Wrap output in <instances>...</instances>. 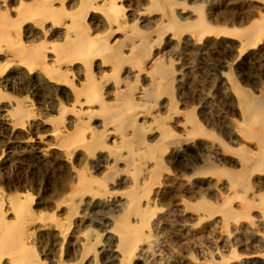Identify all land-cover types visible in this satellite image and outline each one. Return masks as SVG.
<instances>
[{"label":"rangeland","instance_id":"rangeland-1","mask_svg":"<svg viewBox=\"0 0 264 264\" xmlns=\"http://www.w3.org/2000/svg\"><path fill=\"white\" fill-rule=\"evenodd\" d=\"M19 1L20 0H0V4H1L0 10L1 11H8L9 10L10 11V12L8 11L10 13L9 15L11 17H15L16 11H17L16 7H17ZM22 1H24L25 3H29V0H27V2L25 0H22ZM31 1L32 0H30V2ZM51 1H52L51 4L53 7L54 6H57V7L60 6V8L61 7H65V8L64 9L61 8V11L57 10V12H56L57 14H55L54 17L48 18L45 21H42L41 18H39L36 15H33L31 13V11H28V12H30V14H32L31 16H30V14L27 13V11H24L25 15L22 13L23 14L22 15L23 20L20 19L21 24L19 25L18 28L21 32H23V33H21L20 37H22L21 40H23L24 43H26V44L40 43V46L41 45L43 46V47L41 46V48H40L41 50H43L44 47H45L44 49H46L45 45L50 46L53 43H57V42L59 44L62 42V34H40L42 32L44 33V24L43 23L44 22H45V24L47 23L46 24L47 26L48 25L52 26L54 24L53 27L56 28L57 30H61V28H62V30H64L65 24H62V23L70 22L71 20H73L79 16L82 17L83 25H84L88 34H91L92 36H95V37L97 34H104V35L108 34L109 28H108L106 20L104 19L105 14L102 13L103 4H104L103 0H96V2H95V0H83V1L82 0H75V1L74 0H72V1L71 0H65V1L64 0H62V1L58 0L59 2L57 0H51ZM80 1L82 3H80ZM92 1H94L93 3L98 5V9H100V8L101 9L97 10L96 8H94L93 11H91L90 8L86 9L87 5L91 4ZM117 1L118 2L120 1L119 4H124L122 6L124 7V16H125L124 19L126 21L124 20L121 29L118 30L117 32H115L116 34L115 33L113 35L109 34V35H111L110 40L113 39V36H115L114 37L115 39H113L112 41L114 42L117 39L118 41L116 40L114 44L118 45L119 43H122L123 41H125V40H122V38H124L126 36L129 38H136V39H139L140 37H147L148 39L151 40V45H153L152 46L153 48H152L151 52L149 53V55L145 58H142V60H140V63L137 66H134L131 62L134 61L135 59H138L139 57H142L141 52H139V50L135 51L133 55H129L128 58L126 59L127 62L124 61L125 63H123L121 68L115 72V76L117 78L121 77L124 81L126 80L125 84L121 87V89L123 91L119 92L117 94V97L120 96V93L126 95V94H129L132 92V95H134L132 97H135V101H137V102L140 101V102H138L139 107H140L139 113L137 115V117H139V119L137 118V120L139 121L138 123L142 122L145 125H150V124L156 123V120L158 119V117H159L158 120L163 119L164 121L166 120L167 122H169L170 128L174 129V130L172 129L174 131V132L172 131L173 136L185 138L184 142L182 144L184 147L180 149V153H182V155L187 156L186 157L187 168H181L178 166V159H177L179 152L173 151V149L171 147H166L162 150V148L161 149L159 148L161 146H158L157 144L155 145V148H154V146H152L155 151L162 150V152H164L166 150V152H164V154L162 152L161 153L163 154V156H165L164 157V163L166 166L165 168L169 169V170L164 169L163 174H161V176H163V177L160 176V178H158L154 181L150 180V182L151 183L153 182V183L152 184L149 183V184H151V185H148L149 187H147V185H145V187H147V188L143 187V189H142L143 191H145V192L147 191L150 193V195L148 193V196H149L148 198H150L152 200V210H151L152 213L156 209L157 210L153 213L154 219H153V226H152V230H151L152 235L150 234L151 238H149L150 242L147 240L146 242L141 243L136 249V252H138V254L140 252H143L145 259L141 253L139 259L138 260L137 259L132 260L130 264H139L140 262H141L140 264H227V263L228 264H242L241 258H243L247 255L249 256L253 253H263L264 252V250H263V248H264L263 247L264 246V243H263L264 242V228H262V227H264V219H262L261 213H262V211H264V206H262L263 207L262 210L261 209L258 210L257 207H259V206H255L256 208L253 207L249 211V214H248L249 217H245V218L242 217V214L237 213V211H240L239 210V203H238L239 200L237 198H235V195L240 190V188L238 186L230 188V181H229V184H227V182L229 180L228 179L229 176L231 177L233 174H235L236 171H237L236 174L241 172V165H240L241 155L239 154V148L242 146L246 147L247 145H252V144L245 143V141H244L245 138L242 135L243 132L240 129L242 126V120L243 119H242V114H241V110H240V106L238 104V101L240 99L241 94L238 90H236L234 88V85L232 87V82L230 79L228 80L229 82L227 81L226 75L229 74V76L236 83L237 82L239 83V85H238V83H237V85L241 89H243L244 91H246L247 93H249L251 95H254V94L258 95L259 91L264 90L263 89L264 88V86H263L264 85V83H263L264 82V72H263L264 71V55H263V52L261 53V55H259V52H258V50L264 46V40L262 42H259L255 45H253V46L251 45V46L245 48L243 45H241L242 42H241L240 38L238 39V36H235L233 34H228V33L226 34L225 32L223 33L221 31L223 33L222 34V33H220V30H217L216 28L222 27V28H227V29H229V28L238 29V28H241L244 25L248 24L249 23L248 21L258 17V15H260L261 13H262L261 15H264V0H204V1H202V0H182V1L177 0L175 5L172 7H170L168 5H163L159 8H156V7L153 8L154 3L151 0H149V1L148 0H132V1L131 0H117ZM123 1H124V3H123ZM247 1H248V3H247ZM146 2H147L146 6H143V5H145ZM74 3H75V5H74ZM62 4L64 6H62ZM79 4H82V6L81 5L79 6ZM197 5H201L205 11V13H204L205 18H206L205 21L209 26L208 29H205V32L207 31L205 34H204V32H203L204 30H203L202 31L203 33L197 32V35H195L196 29H193L192 27H190V25L194 24V22H192V20L196 22L197 18H198V16H197L198 13L195 10V7ZM254 5H256V6H254ZM77 6H78V8L81 7L80 8L81 12L78 11ZM151 6H152V8H151ZM181 6H182V8H181ZM262 6H263V8H262ZM129 7H131V8L133 7V8L131 9ZM183 7H184V9H183ZM140 8H141V10H140ZM65 9H67V10H65ZM148 9H149V11H148ZM256 9H259V10H256ZM262 9H263V12L261 11ZM76 10L78 11V13L76 12ZM170 10H171V13H174L175 17L179 20V23H178L176 29H171L169 27L163 26V24H166L169 21V17L171 15ZM255 10L257 12H255ZM74 11H75V13H74ZM251 11H252V13H251ZM130 13H131V15H130ZM256 13H257V15H256ZM127 16H130V17H127ZM180 16L182 18H180ZM188 16H189L190 20H189ZM134 17H135V19H134ZM65 18H66V20H65ZM127 18H128V20H127ZM149 18H151V19H149ZM183 18H185V20ZM142 19H143V21H142ZM187 19L190 22H188ZM207 20H209L212 25L210 23H208L209 21H207ZM131 21H133V22H131ZM52 22H53V24H52ZM33 23H35V24H33ZM57 23H58V25H61V26H58ZM87 23L89 24L88 26H87ZM136 23L137 24L139 23L138 26H140V27H138ZM39 26H41V27H39ZM213 26H214V28H215V26H217L215 28V30H213ZM88 27H90L92 30ZM20 28H22V29H20ZM25 28L30 29L35 34H29V35L25 34V32H24ZM103 28H105V29H103ZM163 29H165V30H163ZM162 30H163V32H162ZM92 31H94V32H92ZM100 32H104V33H100ZM137 32H139V33H137ZM208 32H210V33H208ZM217 32H219V33H217ZM109 33H110V31H109ZM169 33H170V35H169ZM186 33H188V34H186ZM189 33H190V36H189ZM199 33H201V34H199ZM191 34L195 35V37L191 36ZM198 34H199V36H198ZM172 35H174V36H172ZM169 36H171V37H169ZM9 37H10V39H13L15 37V34H13V35L11 34L10 36H8V38ZM30 37H33V38H30ZM116 37H118V38H116ZM154 37L156 40L158 39V41L154 40ZM193 38H196V39L194 40ZM128 42H130V41H128ZM173 42H174V44H173ZM157 43H159V44L161 43V46L158 45ZM125 48H127L126 45L124 46V49ZM239 48H240V51L242 50V52L239 51ZM129 52L127 51V53H129ZM167 54H168V56H167ZM83 55H85V54H83ZM104 55L96 54L95 55L96 58L93 57V61H94L93 62V69L95 70L97 76H100L102 73L106 72L107 70L110 71L112 61L108 60V62L107 61L102 62V60L104 58H106ZM249 55H250V57L252 56L251 63H247L248 62L247 59H248ZM50 56H52V55H50ZM100 56H101V58H98ZM151 56H154V58ZM177 56H178V58H177ZM46 59H47V62L49 63V66H52L54 64V61L49 59V57H47ZM77 59L78 58H75V60L73 62L75 64H73V65L77 66L78 77H77V75L72 77L73 78L72 84L70 83V85H69V83H66L67 84V87H66L67 90H68V88H69V90L73 89V88H71L72 85L79 83L80 78H81L80 75L82 76L83 67H85L84 64L86 65L91 60V58L89 60H88V58H83V59L80 58L81 60H84L81 62L79 59L78 60ZM157 59L159 61L160 60L161 61L159 62ZM165 59H167V60L169 59L171 61L170 62L168 61L169 62L168 63ZM179 60H180V62H179ZM233 60H235V61H233ZM154 61L156 62L157 66H155ZM176 61L179 63H177ZM229 61L233 64H231ZM98 62L104 63L103 66H98ZM166 62L168 63L167 65H166ZM173 62H174V64H173ZM108 63L110 64L109 66H108ZM106 65H107V67H106ZM158 65H159V67H161L163 65V67H161V70L163 68L164 71L159 70ZM173 66H175V67H173ZM25 67L29 68L31 73L29 72L28 69L25 68V69H23V73L20 76L11 75L13 77L10 76L9 81L0 82V91H1V89H3L1 92V95H2L1 97L3 99L0 98V133H1L0 134V171H1L0 172V202L4 198L3 199L4 202L2 201L3 205L1 204V206H2L3 210L7 213L6 215L7 216L9 215L10 216L9 218H11L12 213L9 212L10 206H11V203H10V197L11 196H14L18 192V194L15 195L16 199L20 198L18 200L23 201V202H24L23 199H25V200L28 199L30 201L31 207H32V209H34L33 211H34L35 216H36L35 235H34V238L32 241V246L35 249V252H37L36 254L37 255L40 254L38 257L40 258V260L44 264H59V262H64L66 264H76V263L77 264H116L115 250H116V245H117V238L111 232L113 222H112V219L110 217H112L111 215H115V213L117 215V213L119 214L121 212L122 202L120 200H117L116 198L120 199L117 196L118 192L121 193L119 190H121V191L127 190V188H129L130 185H132V182L130 181L131 176L128 173H126V171H124V170L122 172L121 168L126 167L124 165V163H118L117 164L118 167H116V168L118 171L117 173L120 172L118 174L119 178L116 181H113L112 183L108 182V184H107V187H109L111 189V191H113V192L116 191L115 193H117V194L114 193L115 195L114 194H113V196L111 195V197H113V198H108V199L106 198L107 200L105 199L104 201H103V199H101V197H98V196L94 197V199H92L91 196H87L85 198L86 201L84 199L83 200L84 203L82 202L83 204H80V206L77 210V214L71 220L69 219V213H68L67 204L65 202V200H66L65 198L69 194V192L73 190L72 188L75 187V185H74L76 183L75 178H74L75 172H80V171L83 172L85 170H86V172H88L90 170L89 172L93 171L92 174L94 173L93 175H96L97 178H103L108 172H110V170L113 171L112 168L115 169V166L114 165H113L114 167L112 165H107L108 167L103 166L102 165L103 162L102 161L100 162L98 160V155L89 156V158H87L88 153H86L87 150L85 151V149H79V150H77L78 152L76 151L72 155V157L66 156L67 157L66 158L60 150L53 147V145L55 144L54 143L55 137L52 135V131H51L53 128L52 121L54 122L56 119H59V114H58L59 112L58 111H59L60 107H71V105L74 101V99H73L74 96L72 93H66V91H63L62 90L63 88L62 87L60 88L57 85V82H53V83H52V81H51V83L47 82L46 80L48 78L50 79V77L46 71L44 72V70L43 71L41 70V69H43L41 67H44L43 65L40 67V65L38 66V65L32 64V65L28 66L26 64ZM126 67L128 69H126ZM150 67H151V69H150ZM154 67H156V68H154ZM257 68H259V69H257ZM165 69H166V71H165ZM175 69L177 70V72ZM166 72H171V74L166 73ZM33 74H41L43 80H42V78L41 79L33 78L32 77ZM126 76H127V79H125ZM144 77H147V78H144ZM36 80H38V81H36ZM172 80H173V82H172ZM135 82L137 83V84H135L136 89L133 86ZM58 83L60 84V82H58ZM38 84H40V85H38ZM130 86L133 89H130L131 88ZM260 86H261V88H260ZM66 88H65V90H66ZM139 88H140V90H139ZM159 88H160V90H159ZM129 90H132V91L129 92ZM3 93H4V95H3ZM144 93H145V95L146 94L147 95L146 96L143 95ZM15 94H17V95L20 94V95L17 96ZM4 97H5V99H4ZM6 97H7V99H6ZM109 97H111V98H109ZM171 97H172V99H171ZM115 98H116V95H115V97L110 96V95L107 96V100L110 101L111 103L117 101ZM120 98L123 99L122 96H120ZM120 98H119V101H120ZM42 99L43 100L46 99V100L43 101ZM47 99H48V101H47ZM68 99H69V101H68ZM29 100H31V101H29ZM175 100H177V101H175ZM8 101H10V102H8ZM183 101H185V102L183 103ZM200 102H201V104H200ZM26 103H28V104H26ZM179 103H181V104H179ZM23 104H25V105H23ZM174 104L177 106H175ZM158 105H160L159 108H158ZM192 105H194V106H192ZM171 107L175 108V111H176L175 113L172 111L173 109ZM18 108L25 109V112H27V115H31V114L32 115L25 117V121H24L23 125L15 126L14 122L9 117L10 116L9 111H14ZM160 109L164 110V112H166V114L163 111H160ZM32 111L34 112V114ZM160 112L163 113V116L165 117V119L162 118V113L160 114ZM40 113H42V114H40ZM140 113H142V114H140ZM146 113H147V115H146ZM186 113L188 116H186ZM139 114H140V116H139ZM191 114L195 115V117H197L196 120H197V122L200 123L201 126L203 125L202 128L204 126L206 127V128L205 127L203 128V132L201 131L199 133V132L193 131L194 132L193 133L192 132V126L190 127L189 125L184 124L185 119L187 117H189ZM149 115H151L150 118H149ZM32 116H34V117H32ZM154 118H156V119H154ZM170 118L172 119V121H170L171 120ZM26 119H28V120H26ZM200 121L202 122V124ZM8 125H9V127H8ZM92 125L95 126L96 128H101L100 120L98 117H95L92 119ZM66 129H67V131H72L73 127L69 125V126H67ZM27 130H28V132H27ZM237 131L239 132V134ZM186 132L187 133L191 132V133L185 135ZM155 133H156L155 131L153 133H149V135H150L149 140L152 142V144H155L154 141H155L156 137H155V139H151L154 136L152 134H155ZM240 133H241V135H240ZM180 134L183 136H181ZM214 134H215V136H214ZM209 135H211V136H209ZM24 136H26V137H24ZM49 138H52V139H50V141H49ZM216 138H217V141H216ZM30 140H32V141H30ZM216 143H218L219 145ZM20 148H22V149H20ZM218 148H220V149H218ZM228 148H230V149H228ZM211 149H212V151H211ZM30 150H31V152H30ZM47 150L51 151V152H49L50 155L48 154ZM101 150L103 152H99L98 153L99 155L102 153L106 154V151H107L106 149H101ZM203 150H204V152H203ZM98 151H99V149H98ZM45 153H47V154H45ZM58 153H60V154H58ZM193 155H195V156H193ZM236 156H238V157H236ZM26 158H27V161H26ZM28 159H29V161H28ZM235 159L238 161H236ZM202 160L203 161L208 160V162H203ZM152 161H153V159L151 158L150 163H153ZM194 161H196V162H194ZM169 162H170V164H169ZM201 162H202V164H201ZM204 163L208 164L209 168H208V165H206V164L204 165ZM51 164H52V166H51ZM198 164H199V166H198ZM227 165H229V166L226 167ZM94 166H96V167H94ZM195 166H197V167H195ZM5 167H7V168H5ZM99 167H101L102 169ZM119 167H120V169H119ZM69 168H70V170H69ZM195 168H197L198 170ZM231 168L234 170H232ZM75 169H77V170H75ZM183 169L184 170L186 169L185 170L186 172ZM224 169L228 170L229 172L226 174V171ZM102 170L104 173L102 172ZM107 170H109V171L106 172ZM182 170H183V172H182ZM194 170L196 172V173H194V175L196 174L197 177L196 176L194 177V175L192 173V172H194ZM220 170L221 171L223 170V172H221ZM169 171H170V173H168ZM51 173H53V174L51 175ZM187 173L189 176L187 175ZM189 173H192V174H189ZM178 175L180 176V178ZM261 175L262 174L258 175L259 177L256 176L252 180L251 185H252V188L254 191L253 194L255 196L251 195L250 200L252 201L255 198L252 202H261L262 205H264V200H263V198H264V192L263 191L264 190L260 187L261 182H259V181H261V179H260ZM53 176H55V177L53 178ZM96 176H95V178H96ZM122 176L127 177V180H126L127 182L124 181L126 183L119 182V179ZM187 177L189 179H187ZM190 180H191L192 185L189 184ZM201 181L202 182L204 181V182L202 183ZM73 182H74V184H72ZM214 183H216V184H214ZM123 184H124V186H123ZM178 184H180V185H178ZM199 184H201V186ZM198 185L200 188L201 187L202 188L199 189ZM204 185H206V186H204ZM209 185H210V187H209ZM254 185H255V187H253ZM226 186H227V188H226ZM257 186L260 188H258ZM151 188H152V191L150 192ZM2 189H3V191H2ZM216 189L218 191H216ZM65 191H67V192L65 193ZM201 191L204 195L201 194ZM22 192H24V193L22 194ZM179 192L182 194H180ZM25 193H27V195ZM30 193L32 196H30ZM220 193H221V195H220ZM260 193H261V195H260ZM8 194H11V195H8ZM65 194H67V195H65ZM168 194H169V196H168ZM226 194H229V200H232L233 209L236 211V215L233 218H236V216H237L239 220L238 219H235V220L232 219V220L227 221V223H229V224H227L228 231H225L224 233H226V236H228V237L225 239V238L221 237L222 231H219V230H221V227H222L221 225H223L224 223L221 219L222 215H219L221 213L216 208V205H218L219 203L222 202V198ZM177 195L179 198L177 197ZM252 196H254V197H252ZM114 197H116V198H114ZM172 197L174 198L173 200H172ZM21 198H22V200H21ZM189 198H190V200H189ZM203 198H205V200ZM161 199L163 202L161 201ZM157 200H158V203H157ZM207 200L210 201V203ZM105 201H106V203H105ZM169 201H171V203ZM173 201H175V202H173ZM202 201H206L207 203H209L215 210L213 208L204 209V208L197 207L196 205L201 203ZM6 204L8 207L6 206ZM165 204H167V205H165ZM118 205H120L121 207ZM163 205H165L166 208ZM63 206L65 209L63 208ZM50 207H51V209H50ZM174 207H175V209H173ZM191 207L194 209H192ZM236 207H238V210H236L237 209ZM112 208H114V209H112ZM115 208H116V210H115ZM117 210H118V212H117ZM212 211H213V214L211 213ZM39 212H41V213H39ZM109 212H110V214H109ZM218 212H219V214H218ZM209 214H210V216H208ZM238 214H239V216L241 215V218L238 216ZM49 215H50V218H49ZM54 215H57V216L54 217ZM155 215H157V216H155ZM170 217H171V219H170ZM51 218H52V221H50ZM159 218H160V220H159ZM204 218H206V219H204ZM216 219L219 220V222ZM251 219L256 221V223L254 225H252V227H251V225H247V224H249L248 222H250ZM164 220H167V221H164ZM185 220H186V222H185ZM187 220H188V223H187ZM261 220H263V221L261 222ZM257 222H258V224H257ZM57 223L58 224H63V223L64 224H70L69 228L67 229V232L65 234H62V235L59 234ZM196 223H199V224H196ZM211 224H213V225H211ZM238 224L240 227L238 226ZM194 225H196V226H194ZM228 225L229 226L232 225V226L229 227ZM162 226H163V228H162ZM259 226H261V227H259ZM235 228L236 229L238 228L237 231L235 230ZM243 230H244V232H243ZM177 231H179V232H177ZM256 231L258 233H256ZM227 232H229V233L227 234ZM75 233H76V235H75ZM153 233H154V235H153ZM216 233L218 235H216ZM244 233L246 236L243 235ZM230 234H232V235L230 236ZM97 235L101 236V238L103 240V247L98 249V251H97L98 253H97L95 258H93V259L92 258L91 259H88V258L82 259L83 248H84V239L87 236H89L90 241H91L92 238L97 236ZM229 236H230V238H229ZM259 236L263 239H261ZM52 241H54V242H52ZM33 242H34V244L35 243L36 244L34 245ZM251 242H253V243H251ZM148 243H150V244L148 245ZM223 243H225V244H223ZM42 245H43V247H42ZM258 247H260L262 249H260ZM166 248H167V250H166ZM36 249H37V251H36ZM232 250L234 251L233 252L234 254L231 253ZM80 254H81V256H80ZM149 254H150V256H149ZM208 255H209V257H208ZM187 256L189 258H187ZM214 256L215 257L217 256L218 258L217 257L215 258ZM225 257H226V259H225ZM262 257L255 259L256 261L255 260L248 261V263H246V264H258V263L264 264V260H263L264 256H262ZM144 260H145V262H144ZM238 260H239V262H238ZM196 261H200L201 263L196 262ZM216 261H218V263H216Z\"/></svg>","mask_w":264,"mask_h":264},{"label":"bare ground","instance_id":"bare-ground-1","mask_svg":"<svg viewBox=\"0 0 264 264\" xmlns=\"http://www.w3.org/2000/svg\"><path fill=\"white\" fill-rule=\"evenodd\" d=\"M27 2V0H25ZM58 1V0H57ZM62 1V0H61ZM60 1V2H61ZM65 1V0H64ZM72 1V0H71ZM75 1V0H74ZM83 1V0H82ZM132 1V0H131ZM149 1V0H148ZM154 3L153 8H159L163 5H168L170 7L174 6L177 0H151ZM182 1V0H180ZM204 1V0H202ZM56 2V1H55ZM59 2V1H58ZM92 1L91 4L87 5L86 9H91V11L94 10V8L98 9V5L93 3ZM96 2V0H95ZM98 2V1H97ZM120 2V1H119ZM117 0H103V11L102 13L105 14V20L107 22L109 31L108 34H97L96 37L92 36L91 34H88L84 25H83V19L81 16L69 20L70 22H64L62 24H65V29L62 30H57L56 28L53 27V22L52 26L46 25L45 22L44 24V33L40 34H62V42L58 44L53 43L52 45H45L46 49L43 48L41 50L40 43H35V44H26L24 43L23 40H21V32L19 30V25L21 24L20 19L23 20L22 15H25L24 11H27L28 14L31 13L33 15L38 16L39 18L42 19V21L47 20L48 18H52L57 14V10L61 11V8L64 9L65 7H57V6H52V1L51 0H32L29 3H25L24 1L20 0L18 5H17V11H16V16L11 17L8 11H1L0 10V82H5L9 81V77L11 75H18L20 76L23 73V69H25V65H40V67L43 65L44 67H41L42 71H46L49 74L50 79L48 78L46 81L50 82H57V85L61 88H63V91H66V93H72L74 96V101L71 105V107H60L59 109V119H56L53 123V128H52V135L55 137V144L53 145L54 148L60 150L62 154L66 156H71L79 149H85L87 150L86 153H88L89 156H95L98 155V160L103 162V166L108 167L107 165H114L115 169L113 171L107 170L108 172L103 178H97L96 175H93L92 172H86L85 171H80V172H75V181L72 184L75 185L74 188H70L72 191L69 192V194H65L66 196V204L68 208V213H69V219L71 220L76 214L77 210L80 206V204H83V200L87 196H91L92 199L94 197H101L103 201L107 198H113V194L116 192L111 191L109 187H107L108 182L112 183L113 181H116L119 178V173H117V168L118 163H124L126 166L123 170L126 171L131 177L130 181L132 182V185H130L127 190L121 191V193L118 192V198L117 200H120L122 202V209L121 212L117 215H111L110 217L112 219L113 225L111 228V232L113 235L117 238V245H116V250H115V258H116V264H130L132 260L134 259H139L140 254L143 252H136L137 247L141 244L146 242L147 240L150 242L149 238L150 234L152 233V226H153V219H154V212L152 213V200L148 198V193L143 191V187L147 185H151V181H154L158 178H160L161 174H163L165 167L164 163V157L163 154L166 152H162V150L166 147H171L173 151L179 152L178 154V166L181 168H187V160L185 155H182L180 153V149L183 148L184 146L182 145L184 142L183 137H175L173 136V130L169 126V122L166 120L164 121L163 119H158L156 120V123L150 124V125H145L142 122L138 123L139 117H137L139 113V103L140 101H135V97H132V92L129 94H121L120 96L123 97V99L117 97V94L121 91V87L125 84V81L121 77H116L115 72L121 68L123 63L127 62L126 59L128 58L129 55H133L135 51L139 50L141 52L142 57H137L138 59H135L131 63L134 66H137L140 63V60L142 58H145L149 55V53L152 50L151 45V40L148 39L147 37H140L139 39L136 38H129V37H124L122 38L123 41L122 43H119L118 45H115V40L114 42L112 41L115 39L113 36V39L110 40V36L113 35L115 32L121 29L123 22H124V7L122 5L124 4H119ZM62 3V2H61ZM80 3H82L80 1ZM84 3V2H83ZM124 3V1H123ZM143 3V2H142ZM248 3V1H247ZM57 4V3H56ZM65 4V3H64ZM71 4V3H70ZM144 4V3H143ZM147 2L145 3L146 6ZM195 4V3H194ZM199 4V3H198ZM201 4V3H200ZM253 4V3H252ZM1 5V4H0ZM4 5V4H3ZM2 5V6H3ZM9 5V4H8ZM75 5V3H74ZM82 6V4H79V6ZM129 5V4H128ZM177 5V4H176ZM183 5V4H182ZM62 6H64L62 4ZM256 6V5H254ZM73 7V6H72ZM141 7V6H140ZM177 7V6H176ZM188 7V6H187ZM10 8V7H9ZM69 8V7H68ZM67 8V9H68ZM78 8V6H77ZM81 8V7H80ZM78 8V11L81 12V9ZM127 8V7H126ZM131 8V7H129ZM133 8V7H132ZM131 8V9H132ZM152 8V6H151ZM179 8V7H178ZM182 8V6H181ZM233 8V7H232ZM256 8V7H255ZM263 8V6H262ZM7 9V8H6ZM65 9V10H67ZM70 9V8H69ZM76 9V8H75ZM143 9V8H142ZM150 9V8H149ZM148 9V11H149ZM184 9V7H183ZM188 9V8H187ZM186 9V10H187ZM13 10V9H12ZM96 10V11H97ZM141 10V8H140ZM151 10V9H150ZM153 10V9H152ZM177 10V9H176ZM180 10V9H179ZM190 10V9H189ZM195 10L198 13V18L197 21H193L194 24L190 25L193 29H196L195 35H197V32H205V29H208L209 26L205 21V11L204 8L201 5H197L195 7ZM244 10V9H243ZM259 10V9H256ZM255 10V12H257ZM76 10V12L78 13ZM132 11V10H131ZM135 11V10H134ZM249 11V10H248ZM263 12V9L261 10ZM70 12V11H69ZM79 12V13H80ZM168 12V11H167ZM23 13V14H22ZM26 13V14H27ZM73 13V12H72ZM75 13V11H74ZM133 13V12H132ZM135 13V12H134ZM151 13V12H150ZM171 13V10H170ZM176 13V12H175ZM178 13V12H177ZM242 13V12H241ZM252 13V11H251ZM261 13V12H260ZM27 14V15H28ZM30 14V16L32 15ZM138 14V13H137ZM148 14V13H147ZM156 14V13H155ZM161 14V13H160ZM262 14V13H261ZM258 15V17L251 19L248 21L249 23L244 25L241 28L238 29H232V28H222V27H217L215 28L217 30H220V33H228V34H233L235 36H238V39H241V45H243L245 48L249 46H253L259 42H262L264 40V15ZM26 15V16H27ZM127 15V14H126ZM131 15V13H130ZM143 15V14H142ZM158 15V14H157ZM180 15V14H179ZM257 15V13H256ZM255 15V16H256ZM29 16V15H28ZM139 16V15H138ZM137 16V17H138ZM148 16V15H147ZM151 16V15H150ZM130 17V16H127ZM195 17V16H194ZM252 17V16H251ZM146 18V17H145ZM154 18V17H153ZM156 18V17H155ZM180 18H182L180 16ZM189 18V16H188ZM193 18V17H192ZM250 18V17H249ZM248 18V19H249ZM253 18V17H252ZM69 19V18H68ZM135 19V17H134ZM151 19V18H149ZM185 20V18H183ZM66 20V18H65ZM128 20V18H127ZM140 20V19H139ZM148 20V19H147ZM153 20V19H152ZM165 20V19H164ZM188 20V19H187ZM190 20V18H189ZM188 20V22H190ZM28 21V20H27ZM126 21V20H125ZM143 21V19H142ZM209 21V20H207ZM47 22V21H46ZM133 22V21H131ZM145 22V21H144ZM147 22V21H146ZM150 22V21H149ZM187 22V23H188ZM26 23V22H25ZM98 23V22H97ZM101 23V22H100ZM151 23V22H150ZM154 23V22H153ZM152 23V24H153ZM179 23V20L175 17L174 13H171L169 17V21L166 24H163L165 27H169L171 29H176L177 25ZM210 23V21L208 22ZM35 24V23H33ZM137 24V23H136ZM139 24V23H138ZM137 24V26H138ZM149 24V23H148ZM211 24V23H210ZM24 25V24H23ZM58 25V23H57ZM89 24L87 23V26ZM144 25V24H143ZM212 25V24H211ZM38 26V25H37ZM61 26V25H58ZM57 26V27H58ZM63 26V25H62ZM91 26V25H90ZM188 26V25H187ZM186 26V27H187ZM33 27V26H32ZM41 27V26H39ZM104 27V26H103ZM124 27V26H123ZM140 27V26H138ZM189 27V28H190ZM90 28V27H88ZM97 28V27H96ZM107 28V29H108ZM212 28V27H211ZM213 26V30H215ZM22 29V28H20ZM42 29V28H41ZM91 29V28H90ZM105 29V28H103ZM92 30V29H91ZM165 30V29H163ZM162 30V32H163ZM89 31V30H88ZM104 31V30H103ZM222 31V32H221ZM25 34H35L32 32L30 29L25 28L24 29ZM94 32V31H92ZM170 32V31H169ZM202 32V33H203ZM104 33V32H100ZM139 33V32H137ZM179 33V32H178ZM193 33V32H192ZM210 33V32H208ZM214 33V32H213ZM219 33V32H217ZM222 33V34H223ZM15 34V37L13 39L8 38V36ZM39 34V35H40ZM111 34V35H109ZM116 34V33H115ZM158 34V33H157ZM156 34V35H157ZM160 34V33H159ZM165 34V33H164ZM188 34V33H186ZM201 34V33H199ZM198 34V36H199ZM203 34V35H204ZM95 35V34H94ZM122 35V34H121ZM170 35V33H169ZM178 35V34H177ZM192 35L191 36H194ZM216 35V34H215ZM221 35V34H220ZM219 35V36H220ZM33 36V35H32ZM35 36V35H34ZM119 36V35H118ZM174 36V35H172ZM184 36V35H183ZM190 36V33H189ZM207 36V35H206ZM171 37V36H169ZM33 38V37H30ZM46 38V37H45ZM54 38V37H53ZM118 38V37H116ZM179 38V37H178ZM177 38V39H178ZM237 38V37H236ZM38 39V38H37ZM162 39V38H161ZM194 40L196 38H193ZM199 39V38H198ZM197 39V40H198ZM29 40V39H28ZM154 40L155 37H154ZM176 40V39H175ZM180 40V39H179ZM118 41V40H117ZM130 41V42H128ZM158 41V39L156 40ZM154 42V41H153ZM177 42V41H176ZM193 42V41H192ZM196 42V41H195ZM238 42V41H237ZM28 43V42H27ZM162 43V42H161ZM161 43H157L158 45L161 46ZM233 43V42H232ZM49 44V43H48ZM174 44V42H173ZM126 45L127 48H125L127 51L124 49V46ZM128 45V46H127ZM211 45V44H210ZM156 46V45H155ZM173 46V45H172ZM176 46V45H175ZM43 47V46H42ZM241 47V46H240ZM172 48V47H171ZM175 48V47H174ZM167 49V48H166ZM248 49V48H247ZM158 50V49H157ZM244 50V49H243ZM156 51V50H155ZM172 51V50H171ZM174 51V50H173ZM240 51V48H239ZM154 52V51H153ZM163 52V51H162ZM175 52V51H174ZM242 52V50L240 51ZM259 55L263 52L264 55V46L258 50ZM171 53V52H170ZM232 53V52H231ZM85 54V55H83ZM96 54H102L106 58L102 60V62H105L108 60L112 61V65L110 68V71L107 70L106 72L102 73L100 76L96 75L95 70L93 69V57H95ZM160 54V53H159ZM52 55V56H50ZM83 55V56H82ZM140 55V54H139ZM151 55V54H150ZM154 55V54H153ZM157 55V54H156ZM155 55V56H156ZM170 55V54H169ZM168 56V54H167ZM166 56V57H167ZM173 56V55H172ZM179 56V55H178ZM177 56V58H178ZM47 57L49 59L54 61V64L52 66H49V63L47 62ZM154 58V56H151ZM161 57V56H160ZM175 57V56H174ZM263 57V56H262ZM75 58H78L81 62L84 60H81L80 58H88V60L91 58L90 62L87 63L86 65L84 64L85 67H83L82 71V76L80 75V81L78 84H73L70 89L68 88L67 90V84L70 83L72 84L73 82V76H76L78 74L77 71V66H74L73 63ZM98 58H101L98 57ZM233 58V57H232ZM238 58V57H237ZM77 59V60H78ZM149 59V58H148ZM163 59V58H162ZM101 60V59H100ZM155 60V59H154ZM158 60V59H157ZM167 62L171 60L165 59ZM177 60V59H176ZM109 61V62H110ZM125 61V62H124ZM150 61V60H149ZM159 61V60H158ZM161 61V60H160ZM159 61V62H160ZM235 61V60H233ZM247 63H251L252 61V56L248 57ZM98 62V66H103L104 63ZM155 62V61H154ZM153 62V63H154ZM166 62V65L169 63ZM177 62V61H176ZM180 62V60H179ZM177 62V63H179ZM230 62V61H229ZM228 62V63H229ZM152 63V64H153ZM231 63V62H230ZM97 64V63H96ZM131 64V65H132ZM171 64V63H170ZM174 64V62H173ZM176 64V63H175ZM233 64V63H231ZM110 64L108 63V66ZM130 65V66H131ZM151 65V64H150ZM180 65V64H179ZM152 66V65H151ZM155 66L156 62H155ZM165 66V65H164ZM233 66V65H232ZM231 66V67H232ZM107 67V65H106ZM132 67V66H131ZM159 67V65H158ZM163 67V65L161 66ZM161 67H159V70H161ZM175 67V66H173ZM39 68V67H38ZM149 68V67H148ZM156 68V67H154ZM181 68V67H180ZM233 68V67H232ZM29 70V68H26ZM35 69V68H34ZM126 69H128L126 67ZM151 69V67H150ZM177 69V68H176ZM175 69V70H176ZM259 69V68H257ZM97 70V69H96ZM157 70V69H156ZM164 71V69L162 68ZM161 70V71H162ZM169 70V69H168ZM178 70V69H177ZM176 70V72H177ZM245 70V69H244ZM34 71V70H33ZM99 71V70H98ZM128 71V70H127ZM166 71V69H165ZM171 71V70H170ZM25 72V71H24ZM30 72V70H29ZM43 72V73H44ZM101 72V71H100ZM99 72V73H100ZM160 72V71H159ZM173 72V71H172ZM228 72V71H227ZM264 72V71H263ZM262 72V73H263ZM31 73V72H30ZM38 73V72H37ZM46 73V74H47ZM161 73V72H160ZM159 73V74H160ZM165 73V72H164ZM171 74V72H166ZM174 73V72H173ZM226 73V72H225ZM80 74V73H79ZM123 74V73H122ZM121 74V75H122ZM125 74V73H124ZM130 74V73H129ZM132 74V73H131ZM162 74V73H161ZM168 74V75H169ZM142 75V74H141ZM163 75V74H162ZM167 75V74H166ZM165 75V76H166ZM177 76V75H176ZM13 77V76H11ZM33 78L35 79H41L42 76L41 74H33ZM78 77V75H77ZM132 77V76H131ZM125 78V77H124ZM147 78V77H144ZM178 78V77H177ZM45 79V78H44ZM127 79V76L126 78ZM130 79V78H129ZM128 79V80H129ZM168 79V78H167ZM174 79V78H173ZM227 81L230 79L232 82V87L234 85V88L238 90L241 94L240 99L238 101V104L240 106L241 114H242V126H241V131L243 132L242 135L245 138L244 141L245 143L252 144V145H247L246 147L242 146L239 148V154L241 155V172L236 174H233L231 177L229 176V180L227 184H229L230 181V188L238 186L240 190L236 193L235 198L239 200V210L237 213L242 214V217H249V211L255 207H257L258 210H262V203L261 202H252L250 200L251 195H254V191L252 188V180L256 176L261 175L260 179L261 185L260 187L264 190V90L259 91V94L257 95H251L241 89L237 83L229 76V74L226 75ZM262 79V78H261ZM14 80V79H13ZM43 80V78H42ZM127 80V81H128ZM132 80V79H131ZM145 80V79H144ZM150 80V79H149ZM178 80V79H177ZM38 81V80H36ZM138 81V80H137ZM146 81V80H145ZM60 82V84L58 83ZM173 82V80H172ZM177 82V81H176ZM229 82V81H228ZM262 82V81H261ZM34 83V82H33ZM32 83V84H33ZM179 83V82H178ZM264 83V82H263ZM12 84V83H11ZM48 84V83H47ZM55 84V83H54ZM134 83V88H135ZM140 84V83H139ZM174 84V83H173ZM241 84V83H240ZM253 84V83H252ZM21 85V84H20ZM40 85V84H38ZM49 85V84H48ZM141 85V84H140ZM143 85V84H142ZM145 85V84H144ZM172 85V84H171ZM178 85V84H177ZM260 85V84H259ZM148 86V85H147ZM146 86V87H147ZM176 86V85H175ZM257 86V85H256ZM264 86V85H263ZM11 87V86H10ZM37 87V86H36ZM131 87V86H130ZM145 87V86H144ZM164 87V86H163ZM66 88V90H65ZM177 88V87H176ZM231 88V87H230ZM261 88V86H260ZM5 89V88H4ZM42 89V88H41ZM45 89V88H44ZM130 89H133L132 87ZM136 89V88H135ZM264 89V88H263ZM3 89L0 91V98L3 99L1 96V92ZM6 90V89H5ZM35 90V89H34ZM46 90V89H45ZM51 90V89H50ZM140 90V88H139ZM160 90V88H159ZM254 90V89H253ZM132 90H129V92ZM256 91V90H255ZM29 92V91H28ZM174 92V91H173ZM46 93V92H45ZM175 93V92H174ZM258 93V92H257ZM7 94V93H6ZM5 94V95H6ZM37 94V93H36ZM4 95V93H3ZM17 95V94H15ZM20 95V94H19ZM17 95V96H19ZM27 95V94H26ZM25 95V96H26ZM41 95V94H40ZM66 95V94H65ZM114 96L116 95V102L111 103L110 101L107 100V96ZM145 95V93L143 94ZM142 95V96H143ZM147 95V94H146ZM145 95V96H146ZM236 95V94H235ZM11 96V95H10ZM24 96V95H23ZM46 96V95H45ZM59 96V95H58ZM131 96V97H130ZM144 96V97H145ZM233 96V95H232ZM22 97V96H21ZM29 97V96H28ZM148 97V96H147ZM111 98V97H109ZM120 98V101H119ZM139 98V97H138ZM184 98V97H183ZM5 99V97H4ZM7 99V97H6ZM14 99V98H13ZM22 99V98H21ZM60 99V98H59ZM72 99V100H73ZM141 99V98H140ZM152 99V98H151ZM159 99V98H158ZM163 99V98H162ZM172 99V97H171ZM177 99V98H176ZM186 99V98H185ZM43 100V99H42ZM46 100V99H45ZM43 100V101H45ZM142 100V99H141ZM148 100V99H147ZM174 100V99H173ZM187 100V99H186ZM189 100V99H188ZM2 101V100H1ZM31 101V100H29ZM48 101V99H47ZM69 101V99H68ZM177 101V100H175ZM233 101V100H232ZM10 102V101H8ZM52 102V101H51ZM60 102V101H59ZM153 102V101H152ZM172 102V101H171ZM180 102V101H179ZM182 102V101H181ZM185 101H183L184 103ZM235 102V101H234ZM65 103V102H64ZM146 103V102H145ZM165 103V102H164ZM170 103V102H169ZM236 103V102H235ZM3 104V103H2ZM20 104V103H19ZM28 104V103H26ZM162 104V103H161ZM160 104V105H161ZM166 104V103H165ZM178 104V103H177ZM181 104V103H179ZM201 104V102H200ZM199 104V105H200ZM22 105V104H21ZM25 105V104H23ZM60 105V104H59ZM66 105V104H65ZM144 105V104H143ZM158 105V108L159 106ZM164 105V104H163ZM175 105V104H174ZM186 105V104H185ZM205 105V104H204ZM149 106V105H148ZM170 106V105H169ZM168 106V107H169ZM177 106V105H175ZM182 106V105H181ZM194 106V105H192ZM26 107V106H25ZM58 107V108H59ZM4 108V107H3ZM172 108V107H171ZM173 112L175 113V108H172ZM177 109V108H176ZM149 110V109H148ZM153 110V109H152ZM157 110V109H156ZM169 110V109H168ZM182 110V109H181ZM35 111V110H34ZM163 111L164 110H161ZM190 111V110H189ZM188 111V112H189ZM33 112V111H32ZM142 112V111H141ZM159 112V111H158ZM187 112V113H188ZM194 112V111H193ZM205 112V111H204ZM237 112V111H236ZM151 113V112H150ZM162 112H160L161 114ZM166 114V112H164ZM186 113V116H188ZM192 113V112H191ZM201 113V112H200ZM34 114V112H33ZM42 114V113H40ZM142 114V113H140ZM139 114V116H140ZM152 114V113H151ZM158 114V113H157ZM169 114V113H168ZM194 114V113H193ZM9 117L11 120L14 122L15 126H20L24 124L25 117L26 116H31L27 115V112H25V109L18 108L14 111H9ZM147 115V113H146ZM198 115V114H197ZM240 115V114H239ZM5 116V115H4ZM151 115H149L150 118ZM157 116V115H156ZM166 116V115H165ZM34 117V116H32ZM98 117L100 120L101 128H96L95 126L92 125V119ZM185 117V116H184ZM212 117V116H211ZM48 118V117H47ZM152 118V117H151ZM162 118L165 119L162 113ZM197 117L195 115H190L185 119L184 124L189 125L190 127L192 126V132H203V127L200 125L199 122L196 120ZM44 119V118H43ZM42 119V120H43ZM97 119V118H96ZM156 119V118H154ZM171 119V118H170ZM180 119V118H179ZM28 120V119H26ZM35 120V119H34ZM200 120V119H199ZM11 121V122H12ZM154 121V120H153ZM152 121V122H153ZM172 121V119L170 120ZM208 121V120H207ZM206 121V122H207ZM212 121V120H211ZM241 121V120H240ZM8 122V121H7ZM99 122V121H98ZM178 122V121H177ZM201 122V121H200ZM239 122V121H238ZM32 124V123H31ZM149 124V123H148ZM180 124V123H179ZM183 124V123H182ZM202 124V122H201ZM5 125V124H4ZM72 126L73 130L72 131H67V126ZM175 125V124H174ZM185 125V126H186ZM237 125V124H236ZM6 126V125H5ZM13 126V125H12ZM25 126V125H24ZM23 126V127H24ZM9 127V125H8ZM49 127V126H48ZM184 127V126H183ZM206 128V127H205ZM233 128V127H232ZM70 129V128H69ZM187 129V128H186ZM29 130V129H28ZM27 130V132H28ZM156 132L153 138L155 139L154 143L149 140V133ZM173 131V132H172ZM177 131V130H176ZM240 131V130H239ZM240 131V132H241ZM193 132V133H194ZM207 132V131H206ZM210 132V131H209ZM232 132V131H231ZM235 132V131H234ZM233 132V133H234ZM238 132V131H237ZM50 133V132H49ZM191 133V132H190ZM187 133V134H190ZM1 134V133H0ZM35 134V133H34ZM177 134V133H176ZM204 134V133H203ZM207 134V133H206ZM239 134V132H238ZM179 135V134H178ZM181 135V134H180ZM192 135V134H191ZM195 135V134H194ZM241 135V133H240ZM183 136V135H181ZM211 136V135H209ZM215 136V134H214ZM238 136V135H237ZM26 137V136H24ZM208 137V136H207ZM217 137V136H216ZM215 138V137H214ZM231 138V137H230ZM234 138V137H233ZM23 139V138H22ZM52 138H49V141ZM189 139V138H188ZM202 139V138H201ZM24 140V139H23ZM41 140V139H40ZM237 140V139H236ZM242 140V139H241ZM32 141V140H30ZM194 141V140H193ZM217 141V138H216ZM192 142V141H191ZM233 142V141H232ZM236 142V141H235ZM29 143V142H28ZM193 143V142H192ZM238 143V142H237ZM17 144V143H16ZM47 144V143H46ZM161 146L159 147L162 150L160 151H155L152 146L155 145ZM211 144V143H210ZM218 144V143H216ZM28 145V144H27ZM41 145V144H40ZM50 145V144H49ZM185 145V144H184ZM219 145V144H218ZM235 145V144H234ZM241 145V144H240ZM243 145V144H242ZM205 146V145H204ZM41 147V146H40ZM216 147V146H215ZM229 147V146H228ZM25 148V147H24ZM48 148V147H47ZM217 148V147H216ZM22 149V148H20ZM49 149V148H48ZM99 149V151H98ZM101 149H106V154H98L99 152H103ZM220 149V148H218ZM230 149V148H228ZM54 150V149H53ZM190 150V149H189ZM48 151V150H47ZM84 151V150H83ZM82 151V152H83ZM212 151V149H211ZM31 152V150H30ZM46 152V151H45ZM51 151H48V154ZM78 152V151H77ZM163 154H162V153ZM204 152V150H203ZM202 152V153H203ZM23 153V152H22ZM47 154V153H45ZM60 154V153H58ZM50 155V154H49ZM86 155V154H85ZM222 155V154H221ZM229 155V154H228ZM87 156V155H86ZM85 156V157H86ZM195 156V155H193ZM198 156V155H197ZM32 157V156H31ZM223 157V156H222ZM238 157V156H236ZM67 158V157H66ZM151 158L153 159V163H150ZM192 158V157H191ZM194 158V157H193ZM202 158V157H201ZM204 158V157H203ZM218 158V157H217ZM197 159V158H196ZM199 159V158H198ZM208 159V158H207ZM226 159V158H225ZM166 160V159H165ZM170 160V159H169ZM209 160V159H208ZM203 161V162H208ZM223 160V159H222ZM236 160V159H235ZM14 161V160H13ZM27 161V158H26ZM29 161V159H28ZM33 161V160H32ZM45 161V160H44ZM43 161V162H44ZM71 161V160H70ZM173 161V160H172ZM191 161V160H190ZM201 161V160H200ZM238 161V160H236ZM48 162V161H47ZM69 162V161H68ZM83 162V161H82ZM86 162V161H85ZM177 162V161H176ZM196 162V161H194ZM231 162V161H230ZM51 163V162H50ZM72 163V162H71ZM70 163V164H71ZM200 163V162H199ZM229 163V162H228ZM10 164V163H9ZM8 164V165H9ZM96 164V163H95ZM170 164V162H169ZM168 164V165H169ZM196 164V163H195ZM202 164V162H201ZM200 164V165H201ZM206 163H204L205 165ZM212 164V163H211ZM225 164V163H224ZM239 164V163H238ZM50 165V164H49ZM54 165V164H53ZM68 165V164H67ZM98 165V164H97ZM100 165V164H99ZM101 165V166H102ZM123 165V164H122ZM167 165V164H166ZM208 165V164H206ZM215 165V164H214ZM7 166V165H6ZM52 166V164H51ZM61 166V165H60ZM78 166V165H77ZM113 166V167H114ZM199 166V164H198ZM203 166V165H202ZM213 166V165H212ZM211 166V167H212ZM223 166V165H222ZM227 165L226 167H228ZM236 166V165H235ZM9 167V166H8ZM57 167V166H56ZM79 167V166H78ZM83 167V166H82ZM89 167V166H88ZM92 167V166H91ZM96 167V166H94ZM197 167V166H195ZM204 167V166H203ZM207 167V166H206ZM231 167V166H230ZM7 168V167H5ZM53 168V167H52ZM73 168V167H72ZM75 168V167H74ZM81 168V167H80ZM98 168V167H97ZM101 168V167H99ZM104 168V167H103ZM193 168V167H192ZM202 168V167H201ZM200 168V169H201ZM209 168V165H208ZM214 168V167H213ZM212 168V169H213ZM240 168V167H239ZM102 169V168H101ZM120 169V167H119ZM197 169V168H195ZM199 169V170H200ZM206 169V168H205ZM204 169V170H205ZM222 169V168H221ZM232 169V168H231ZM70 170V168H69ZM72 170V169H71ZM77 170V169H75ZM169 170V169H166ZM174 170V169H173ZM184 170V169H183ZM182 170V172H183ZM186 170V169H185ZM184 170V171H185ZM198 170V169H197ZM226 171V174L229 172L228 170L224 169ZM234 170V169H232ZM4 171V170H3ZM98 171V170H97ZM177 171V170H176ZM188 171V170H187ZM190 171V170H189ZM203 171V170H202ZM212 171V170H211ZM221 171V170H220ZM219 171V172H220ZM1 172V171H0ZM53 172V171H52ZM103 172V170H102ZM105 172V173H106ZM173 172V171H172ZM186 172V171H185ZM204 172V171H203ZM223 172V170L221 171ZM234 172V171H233ZM104 173V172H103ZM170 173V171L168 172ZM193 175L195 172H192ZM189 173V174H192ZM53 173H51L52 175ZM58 174V173H57ZM62 174V173H61ZM123 174V173H122ZM172 174V173H171ZM60 175V174H59ZM104 175V174H103ZM170 175V174H169ZM188 175V173H187ZM96 176V178H95ZM100 176V175H99ZM127 176V175H126ZM165 176V175H164ZM179 176V175H178ZM182 176V175H181ZM186 176V175H185ZM184 176V177H185ZM189 176V175H188ZM196 174L194 175V177ZM55 176H53L54 178ZM57 177V176H56ZM128 177V176H127ZM127 177L122 176L119 179V182L126 183ZM163 177V176H161ZM172 177V176H171ZM197 177V176H196ZM216 177V176H215ZM259 177V176H258ZM70 178V177H69ZM167 178V177H166ZM178 178V177H177ZM180 178V176H179ZM191 178V177H190ZM203 178V177H202ZM187 179H189L187 177ZM209 179V178H208ZM74 180V179H73ZM161 180V179H160ZM170 180V179H169ZM175 180V179H174ZM173 180V181H174ZM202 180V179H201ZM72 181V180H71ZM126 181V182H124ZM129 181V180H128ZM199 181V180H198ZM118 182V183H119ZM160 182V181H159ZM172 182V181H171ZM179 182V181H178ZM181 182V181H180ZM185 182V181H184ZM188 182V181H187ZM186 182V183H187ZM202 182V181H201ZM204 182V181H203ZM202 182V183H203ZM224 182V181H223ZM255 182V181H254ZM151 183V184H149ZM185 183V184H186ZM193 183V182H192ZM209 183V182H208ZM130 184V183H129ZM163 184V183H162ZM190 185L191 180H190ZM195 184V183H194ZM210 184V183H209ZM216 184V183H214ZM213 184V185H214ZM221 184V183H220ZM225 184V183H224ZM73 185V186H74ZM113 185V184H112ZM160 185V184H159ZM180 185V184H178ZM201 186V184H199ZM198 185V187H199ZM119 186V185H118ZM124 186V184H123ZM126 186V185H125ZM153 186V185H152ZM185 186V185H184ZM206 186V185H204ZM68 187V186H67ZM70 187V186H69ZM113 187V186H112ZM145 187V188H147ZM159 187V186H158ZM187 187V186H186ZM208 187V186H207ZM210 187V185H209ZM221 187V186H220ZM255 187V185L253 186ZM258 187V186H257ZM258 187V188H260ZM125 188V187H124ZM202 188V187H201ZM199 187V189H201ZM227 188V186H226ZM17 189V188H16ZM126 189V188H125ZM224 189V188H223ZM12 190V189H11ZM174 190V189H173ZM227 190V189H226ZM3 191V189H2ZM152 191V188L150 192ZM196 191V190H195ZM216 191H218L216 189ZM225 191V190H224ZM256 191V190H255ZM261 191V190H260ZM7 192V191H6ZM67 191H65L66 193ZM174 192V191H173ZM215 192V191H214ZM257 192V191H256ZM264 192V191H263ZM24 192H22L23 194ZM28 193V192H27ZM27 193H25L27 195ZM175 193V192H174ZM180 193V192H179ZM205 193V192H204ZM227 193V192H226ZM262 193V192H261ZM260 193V195H261ZM5 194V193H4ZM12 194V193H11ZM8 194V195H11ZM18 194V192H17ZM15 194V195H17ZM24 194V195H25ZM53 194V193H52ZM55 194V193H54ZM63 194V193H62ZM117 194V193H115ZM114 194V195H115ZM157 194V193H156ZM182 194V193H180ZM201 194L202 191H201ZM206 194V193H205ZM215 194V193H214ZM7 195V196H8ZM11 196L10 197V213H12V217L9 218L10 216L6 215L7 213L3 210L1 204L2 201L0 202V264H44L40 258L38 257L35 252V249L32 246V241L35 235V224H36V216L34 213V209L31 207V203L28 199H23V201H19L16 199V197ZM21 195V194H20ZM150 195V193H149ZM163 195V194H162ZM204 195V194H203ZM221 195V193H220ZM6 196V195H5ZM30 196L31 193H30ZM169 196V194H168ZM216 196V195H215ZM218 196V195H217ZM224 196V195H223ZM255 196V195H254ZM252 196V197H254ZM257 196V195H256ZM19 197V196H18ZM24 197V196H23ZM34 197V196H33ZM103 197V198H102ZM156 197V196H155ZM159 197V196H158ZM178 197V195H177ZM179 198V197H178ZM30 199V198H29ZM34 199V198H33ZM64 199V198H63ZM106 199V200H107ZM115 199V200H116ZM124 199V200H123ZM174 198L172 197V200ZM185 199V198H184ZM205 200V198H203ZM8 200V199H7ZM6 200V201H7ZM22 200V198H21ZM50 200V199H49ZM53 200V199H52ZM169 200V199H168ZM190 200V198H189ZM264 200V198H263ZM86 201V199H85ZM92 201V200H91ZM162 201V199H161ZM160 201V202H161ZM167 201V200H166ZM208 201V200H207ZM234 201V200H233ZM256 201V200H255ZM4 202V201H3ZM33 202V201H32ZM52 202V201H51ZM83 202V203H82ZM108 202V201H107ZM156 202V201H155ZM163 202V201H162ZM171 203V201H169ZM175 202V201H173ZM172 202V203H173ZM210 203V201H208ZM219 202V201H218ZM8 203V202H7ZM55 203V202H54ZM106 203V201H105ZM158 203V200H157ZM166 203V202H165ZM181 203V202H180ZM209 203L206 201H202L201 203L197 204L196 206L199 208H204V209H211L213 208ZM5 204V203H4ZM45 204V203H44ZM109 204V203H108ZM168 204V203H167ZM165 204V205H167ZM212 204V203H211ZM214 204V203H213ZM232 200H229V194H226L222 198V202L216 205V208L218 211H220L222 215L221 219L223 221V225H221V237L222 238H227L225 231H228L227 229V221L232 220V219H238L236 216V211L233 209L232 205ZM3 205V204H2ZM46 205V204H45ZM55 205V204H54ZM64 205V204H63ZM117 205V204H116ZM163 205V206H165ZM7 206V204H6ZM120 206V205H118ZM235 206V205H234ZM8 207V206H7ZM56 207V206H55ZM58 207V206H57ZM121 207V206H120ZM37 208V207H36ZM53 208V207H52ZM64 208V206H63ZM158 208V207H157ZM166 208V206H165ZM192 208V207H191ZM238 210V207H236ZM256 208V207H255ZM8 209V208H7ZM51 209V207H50ZM65 209V208H64ZM110 209V208H109ZM114 209V208H112ZM169 209V208H168ZM175 209V207L173 208ZM186 209V208H185ZM194 209V208H192ZM214 209V208H213ZM9 210V209H8ZM86 210V209H85ZM108 210V209H107ZM116 210V208H115ZM120 210V209H119ZM161 210V209H160ZM167 210V209H166ZM215 210V209H214ZM43 211V210H42ZM59 211V210H58ZM63 211V210H62ZM110 211V210H109ZM112 211V210H111ZM114 211V210H113ZM178 211V210H177ZM191 211V210H190ZM199 211V210H198ZM211 211V210H210ZM47 212V211H46ZM95 212V211H94ZM103 212V211H102ZM118 212V210H117ZM159 212V211H158ZM186 212V211H185ZM192 212V211H191ZM197 212V211H196ZM252 212V211H251ZM41 213V212H39ZM52 213V212H51ZM58 213V212H57ZM60 213V212H59ZM62 213V212H61ZM98 213V212H97ZM161 213V212H160ZM172 213V212H171ZM179 213V212H178ZM177 213V214H178ZM181 213V212H180ZM190 213V212H189ZM213 214V211L211 212ZM210 213V214H211ZM9 214V213H8ZM108 214V213H107ZM110 214V212H109ZM210 214L208 216H210ZM216 214V213H215ZM262 219H264V211L261 213ZM101 215V214H100ZM106 215V214H105ZM161 215V214H160ZM168 215V214H167ZM174 215V214H173ZM181 215V214H180ZM188 215V214H187ZM217 215V214H216ZM252 215V214H251ZM250 215V216H251ZM57 215H54V217ZM157 216V215H155ZM199 216V215H198ZM239 216V214H238ZM47 217V216H46ZM107 217V216H106ZM172 217V216H171ZM170 217V219H171ZM214 217V216H213ZM219 217V216H218ZM241 218V215L239 216ZM259 217V216H258ZM50 218V215H49ZM48 218V219H49ZM191 218V217H190ZM193 218V217H192ZM167 219V218H166ZM174 219V218H173ZM206 219V218H204ZM218 219V218H217ZM216 219V220H217ZM248 219V218H247ZM42 220V219H41ZM79 220V219H78ZM160 220V218H159ZM176 220V219H175ZM179 220V219H178ZM196 220V219H195ZM212 220V219H211ZM239 220V219H238ZM249 220V219H248ZM247 220V221H248ZM260 220V219H259ZM52 221V218L51 220ZM162 221V220H161ZM167 221V220H164ZM169 221V220H168ZM172 221V220H171ZM206 221V220H205ZM219 222V220H217ZM221 221V222H222ZM237 221V220H236ZM243 221V220H242ZM263 220H261L262 222ZM60 222V221H59ZM78 222V221H77ZM179 222V221H178ZM186 222V220H185ZM191 222V221H190ZM194 222V221H193ZM226 222V223H225ZM259 222V221H258ZM257 222V224H258ZM40 223V222H39ZM52 223V222H51ZM161 223V222H160ZM188 223V220H187ZM192 223V222H191ZM205 223V222H204ZM234 223V222H233ZM249 224L247 225H254L256 221L253 219L248 222ZM41 224V223H40ZM45 224V223H44ZM158 224V223H157ZM185 224V223H184ZM190 224V223H189ZM199 224V223H196ZM55 225V224H54ZM58 231L59 234H65L67 232V229L69 228L70 224H58ZM106 225V224H105ZM168 225V224H167ZM213 225V224H211ZM218 225V224H217ZM41 226V225H40ZM51 226V225H50ZM159 226V225H158ZM170 226V225H169ZM187 226V225H186ZM193 226V225H192ZM196 226V225H194ZM229 226V225H228ZM232 226V225H230ZM229 226V227H230ZM239 226V224H238ZM84 227V226H83ZM160 227V226H159ZM179 227V226H178ZM215 227V226H214ZM240 227V226H239ZM238 227V228H239ZM242 227V226H241ZM254 227V226H253ZM261 227V226H259ZM110 228V227H109ZM157 228V227H156ZM163 228V226H162ZM167 228V227H166ZM169 228V227H168ZM187 228V227H186ZM232 228V227H231ZM237 228V229H238ZM264 228V227H262ZM54 229V228H53ZM154 229V228H153ZM160 229V228H159ZM184 229V228H183ZM235 228V230L237 231ZM244 229V228H243ZM191 230V229H190ZM194 230V229H193ZM213 230V229H212ZM262 230V229H261ZM198 231V230H197ZM249 231V230H248ZM156 232V231H155ZM179 232V231H177ZM186 232V231H185ZM196 232V231H195ZM244 232V230H243ZM229 232H227L228 234ZM256 233H258L256 231ZM233 234V233H232ZM230 234V236L232 235ZM235 234V233H234ZM237 234V233H236ZM242 234V233H241ZM260 234V233H259ZM263 234V233H262ZM76 235V233H75ZM152 235V234H151ZM154 235V233H153ZM216 235H218L216 233ZM245 235V233L243 234ZM215 236V235H214ZM229 236V238H230ZM236 236V235H235ZM246 236V235H245ZM244 236V237H245ZM262 236V235H261ZM62 237V236H61ZM64 237V236H63ZM180 237V236H179ZM260 237V236H259ZM49 238V237H48ZM153 238V237H152ZM261 238V237H260ZM263 239V238H261ZM232 240V239H231ZM251 240V239H250ZM249 240V241H250ZM223 241V240H222ZM54 242V241H52ZM113 242V241H112ZM225 242V241H224ZM253 243V242H251ZM255 243V242H254ZM264 243V242H263ZM34 244V242H33ZM36 244V243H35ZM34 244V245H35ZM150 243H148L149 245ZM225 244V243H223ZM257 244V243H256ZM259 244V243H258ZM53 245V244H52ZM147 245V244H146ZM199 246V245H198ZM43 247V245H42ZM103 247V240L101 236L97 235L92 238L90 241L89 236H87L84 239V248H83V255L82 259H93L97 255V251L99 248ZM250 247V246H249ZM264 247V246H263ZM36 248V247H35ZM73 248V247H72ZM71 248V249H72ZM149 248V247H148ZM246 248V247H245ZM260 248V247H258ZM147 249V248H146ZM262 249V248H260ZM73 250V249H72ZM153 250V249H152ZM167 250V248H166ZM264 250V248H263ZM37 251V249H36ZM149 251V250H148ZM150 252V251H149ZM214 252V251H213ZM234 251L232 250L231 253ZM253 252V251H252ZM72 253V252H71ZM210 253V252H209ZM145 254V253H144ZM234 254V253H233ZM74 255V254H73ZM221 255V254H220ZM81 256V254H80ZM150 256V254H149ZM243 256V255H242ZM264 256L263 253H253L251 255H247L243 258H241L242 264L248 263V261L255 260L257 258H260ZM209 257V255H208ZM215 257V256H214ZM217 257V256H216ZM215 257V258H216ZM221 257V256H220ZM239 257V256H238ZM187 258H189L187 256ZM218 258V257H217ZM222 258V257H221ZM263 258V257H262ZM109 259V258H108ZM143 259V258H142ZM145 259V256H144ZM148 259V258H147ZM158 259V258H157ZM226 259V257H225ZM110 260V259H109ZM108 260V261H109ZM190 260V259H189ZM264 260V259H263ZM194 261V260H193ZM192 261V262H193ZM201 261V260H200ZM196 261V262H200ZM203 261V260H202ZM213 261V260H212ZM256 261V260H255ZM79 262V261H78ZM145 262V260H144ZM143 262V263H144ZM214 262V261H213ZM230 262V261H229ZM239 262V260H238ZM111 263V262H110ZM141 263V262H140ZM139 263V264H140ZM194 263V262H193ZM201 263V262H200ZM208 263V262H207ZM215 263V262H214ZM218 263V261H216ZM253 263V262H252ZM59 264H66L64 262H59ZM77 264V263H76ZM228 264V263H227ZM259 264V263H258Z\"/></svg>","mask_w":264,"mask_h":264}]
</instances>
